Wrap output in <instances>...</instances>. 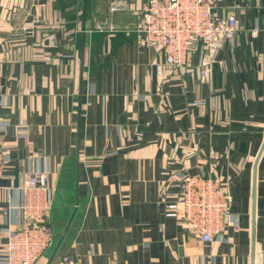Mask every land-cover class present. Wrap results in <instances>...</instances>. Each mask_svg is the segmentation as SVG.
Here are the masks:
<instances>
[{
  "label": "crops",
  "instance_id": "crops-1",
  "mask_svg": "<svg viewBox=\"0 0 264 264\" xmlns=\"http://www.w3.org/2000/svg\"><path fill=\"white\" fill-rule=\"evenodd\" d=\"M211 1L242 29L204 80L201 43L184 67L144 43L146 0H0V209L12 184L48 174L58 236L36 264H264V0ZM183 173L227 187L226 240L164 215ZM17 220L1 217L0 244Z\"/></svg>",
  "mask_w": 264,
  "mask_h": 264
},
{
  "label": "built area",
  "instance_id": "built-area-1",
  "mask_svg": "<svg viewBox=\"0 0 264 264\" xmlns=\"http://www.w3.org/2000/svg\"><path fill=\"white\" fill-rule=\"evenodd\" d=\"M211 0H146L141 6L138 29L146 45L163 53L166 63L184 67L192 49L205 46L201 77H212L213 48L232 44L242 29L241 17L233 10L215 12ZM115 7L116 9L123 8ZM9 155L0 145V179L4 177ZM9 203L0 209L1 217L18 215L16 226L7 228V240L0 244V264H36L50 248L53 228L48 220L53 204V188L46 172H32L20 185L10 186ZM232 197L227 187L211 175L183 173L176 192H165L161 204L166 217L176 218L192 237L205 243L226 240ZM237 219V220H236ZM238 222V216H235ZM236 227L238 224L236 223ZM54 264H81L64 254Z\"/></svg>",
  "mask_w": 264,
  "mask_h": 264
},
{
  "label": "water",
  "instance_id": "water-1",
  "mask_svg": "<svg viewBox=\"0 0 264 264\" xmlns=\"http://www.w3.org/2000/svg\"><path fill=\"white\" fill-rule=\"evenodd\" d=\"M85 33H86V27L84 26V31H83V41H82V62H83V63L85 62ZM263 149H264V144H263V147H262V149H261V152L259 153L258 158H260ZM52 260H53V259H52ZM50 263H51V262H50Z\"/></svg>",
  "mask_w": 264,
  "mask_h": 264
},
{
  "label": "rangeland",
  "instance_id": "rangeland-1",
  "mask_svg": "<svg viewBox=\"0 0 264 264\" xmlns=\"http://www.w3.org/2000/svg\"><path fill=\"white\" fill-rule=\"evenodd\" d=\"M164 60H165V58H164ZM165 63H166V60H165ZM166 64H167V63H166ZM167 65H168V64H167ZM170 66H171V65H170ZM53 227H54V226H53ZM55 230H56V227H55ZM53 235H54V241H55L56 236H58V235H57V233H54V231H53ZM6 240H7V236H6ZM6 240H5V241H6ZM5 241H4V242H5ZM43 255H44V254H43ZM53 255H54V247H53V248L50 250V252L47 254V258H46L45 260H47V262H48V260L51 259V258L53 257ZM45 260H44V261H45ZM47 262H46V263H47Z\"/></svg>",
  "mask_w": 264,
  "mask_h": 264
}]
</instances>
